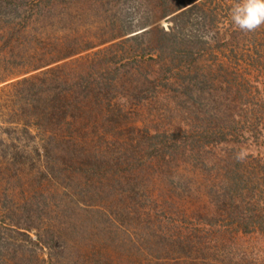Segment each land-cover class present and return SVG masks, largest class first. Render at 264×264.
<instances>
[{
	"label": "rangeland",
	"instance_id": "374dc122",
	"mask_svg": "<svg viewBox=\"0 0 264 264\" xmlns=\"http://www.w3.org/2000/svg\"><path fill=\"white\" fill-rule=\"evenodd\" d=\"M12 2L19 5L20 15L0 19V141L13 140L20 150L30 153L31 162H13L11 154L2 155L5 146L0 143V234L14 245L12 251L2 250L0 262L264 264V232L236 231L229 224L231 210L216 202V196L222 193L223 163L229 161L237 163L240 180L253 185L254 198L264 203V195L258 191L264 189V24L252 32L241 31L230 17V10L239 0H208L209 8L216 9V30L208 33L200 63L201 71L207 74L203 82L207 81L209 91L190 84L192 90L184 93L183 84H177V90L158 84L149 101L137 104L132 95L122 99L125 91L121 88L111 102L113 112L120 110L121 115L105 120L110 111L107 106L100 112L87 111L90 124L96 123L99 128L109 124L111 128L100 129L97 135L84 130L87 137L77 133L76 140L92 147L95 153L109 149L112 154L108 156H115L110 168L113 176L94 181L96 193L93 189L88 193L82 187L83 175L58 159L64 157L60 150L57 157V149L49 153L52 157L48 155L46 162V133L25 124L14 96L18 87L14 85L27 77L43 78L55 66L94 58L98 49L108 45H97L108 36V31L101 35L105 27L115 32L123 19L136 25L147 18V28L166 27L168 19L160 18L162 0ZM114 13L120 14V19ZM224 33L230 35L223 42L220 36ZM71 36L84 43L90 40L97 47L46 66L56 57V47ZM118 42V51L133 43ZM141 49L152 53L151 47L143 46V40L133 45L131 50L136 53H129L126 59L134 62V69L145 68L149 62L148 54L141 65L135 62ZM157 68L152 63L149 71L155 75ZM171 71L165 76L181 83L176 71ZM83 116L87 118L88 114ZM203 121L221 128V139L208 144L200 141L198 136L206 127ZM5 128L14 130L12 138L6 136ZM164 130L183 131L180 146L156 164L140 150L146 144L140 139ZM52 132L59 140L67 136L61 127ZM131 140L141 141L140 147L132 149ZM51 145L54 147V143ZM198 150L199 156L194 158ZM84 155L79 157L85 163ZM53 163L67 167L53 176L46 167ZM72 165L79 166L80 160ZM114 180L119 183H112ZM33 191L41 192L38 194L47 204L38 207L34 203L20 212L24 205L21 198ZM35 207L41 208L39 223ZM48 230L55 231V235Z\"/></svg>",
	"mask_w": 264,
	"mask_h": 264
},
{
	"label": "trees",
	"instance_id": "16d2710c",
	"mask_svg": "<svg viewBox=\"0 0 264 264\" xmlns=\"http://www.w3.org/2000/svg\"><path fill=\"white\" fill-rule=\"evenodd\" d=\"M12 1L0 0V19L2 16L11 18L13 15V17L20 15L19 5H16ZM115 2H118V0H115ZM208 4V0H162L161 5L164 7L160 18L168 19L166 27L147 28L150 23L147 18L136 25L128 24L123 19L124 21L121 22L120 29L115 32L111 31L112 27L110 30L105 27L101 35L103 36L108 31V36L102 37L97 42V45L98 47L108 45L98 49L95 53L96 56L89 61L85 59L83 61L72 62L73 65L61 64L48 69L46 71L48 75H45L43 78L27 77L17 81L14 86L18 88L14 96L18 98V108L22 112L25 124H31L46 133L45 144L43 145V154L46 162L48 160L47 156L50 155L49 153L57 149L54 152L57 157L56 153L60 150L64 157H58V159H62L71 165V167H74L79 172V175H83L82 187L85 191L89 193L93 189L92 191L96 193L94 191V181L101 182L102 179L107 180L108 177L113 176L110 173V171H113V168H110L113 165V157L115 156H108L111 151L109 149H105L101 153H95L92 147L83 146L82 143L76 140L75 134L77 133L79 135L82 133L85 138L87 137V132L84 130L90 132L91 135H97L100 129L108 131L107 126H110L107 124L103 128H99V125L96 123L90 124L91 116L87 111L100 112L103 106H107L110 111L105 120H111L114 118V115L115 118L121 115L120 110L113 112V105H111L113 98L119 96L117 92L121 91V88L125 92H122L120 97L128 100V98L130 99V95H132L136 98L137 104L149 101L152 98L150 94L157 90L158 84L169 86L173 89L177 84H183L181 90H184V93L192 90L193 87L190 84L199 86L201 90L204 88V91H209L206 85L207 81L203 82L207 74L201 71L203 66L200 63L201 57L204 54L205 44L208 43V33L216 30L213 29L215 26L216 9L209 8ZM113 15L117 16V19H120V14L115 15L114 13ZM109 21L111 23L114 22L112 18ZM22 24H26V21ZM229 35L224 33L220 36V39L224 42ZM119 39L124 43H133L126 49L123 48L122 51H118ZM142 40L143 46L152 48V53L141 49L139 59L135 62L141 65L145 54H148L149 62L145 68L138 67L134 69V62H129L126 57L129 53H136L132 52L131 49L133 45L138 42L141 43ZM97 45L90 40L84 43L81 39L78 41L75 36L67 37L56 47V57L52 58L46 66L72 58L81 52L96 48ZM152 63H156L158 66L155 75L149 71ZM172 69L176 71L175 74L181 79V83H178L179 80L177 78L165 76V73L172 72ZM198 81L199 83H197ZM117 89L119 90L116 91ZM175 90L177 89L175 88ZM83 113L88 114L87 118L83 116ZM201 123L206 127L203 128L201 134L198 136L200 137V141L202 140L205 144H208L214 142V139H221V128L218 126L213 127L214 124L210 126L211 122L203 121ZM118 124L119 121L115 125V128ZM57 127H61L63 133L67 135L63 136L62 140H59L52 132ZM209 127L211 128L210 131L213 130V132L209 131ZM5 130L6 136L12 138L11 132L14 130L11 128H5ZM23 132L27 134L25 130ZM182 132L171 133L164 130L153 133L147 138L140 139L146 143L141 146L140 150L144 152L149 160L160 164L166 155L172 156L178 150L180 146L178 141L181 138ZM16 139L20 140L19 137ZM92 139L89 137L90 141ZM131 141L132 149H135L136 145L140 147L141 141ZM134 141L135 143L133 144ZM219 141L216 140L215 143ZM0 143H3L2 145L5 146L2 155L6 157L7 154H11L13 162H18L21 165L28 161L31 162L30 153L25 152L23 149L20 150L19 145L14 143L13 140L7 142L1 140ZM52 143H54V147H52ZM194 143L195 140L193 141ZM36 152H39V150L36 149ZM81 154H85V163L79 157ZM127 155L125 154V156ZM117 156L120 158L119 154ZM198 156L199 150L196 151L194 158H198ZM50 157L52 156L50 155ZM79 160V166L72 165ZM53 164L46 165L48 172L53 176H55L56 172L60 173L67 167V165L59 167L57 163ZM200 164L203 167L205 166L202 163ZM32 165L34 166L33 163ZM235 165L237 163L230 164L229 161L223 163L222 169H224V172L222 175L224 178L221 185L222 193L216 196V202L219 201L228 210H231L229 224L235 227L236 231L241 230L243 233H250L256 230L264 232V203L260 199L254 198L256 188L253 185L250 186L243 179L240 180L239 168ZM206 169L207 166L204 167V170ZM112 183L116 184L119 181L114 180ZM258 191L264 195V189H258ZM38 193L41 192L33 191L32 195H29L27 198L26 196L21 198L24 205L19 208L20 212H22L21 208L27 210L31 206H34V203L38 207L47 204L46 200L43 199V195ZM38 207L33 208V212L37 214V216L36 214L34 215L37 223H39V213L41 210ZM27 213L30 212L27 211ZM48 231L55 235V231ZM19 247L23 248L24 246L20 245ZM13 248V243L0 234V255L4 253L2 250L12 251ZM29 251L32 252L33 250L30 249ZM0 264H4L3 261Z\"/></svg>",
	"mask_w": 264,
	"mask_h": 264
},
{
	"label": "clouds",
	"instance_id": "9594fccd",
	"mask_svg": "<svg viewBox=\"0 0 264 264\" xmlns=\"http://www.w3.org/2000/svg\"><path fill=\"white\" fill-rule=\"evenodd\" d=\"M233 25L252 32L264 24V0H239L230 10Z\"/></svg>",
	"mask_w": 264,
	"mask_h": 264
}]
</instances>
